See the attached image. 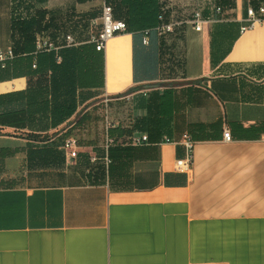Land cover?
<instances>
[{
  "label": "crops",
  "instance_id": "obj_1",
  "mask_svg": "<svg viewBox=\"0 0 264 264\" xmlns=\"http://www.w3.org/2000/svg\"><path fill=\"white\" fill-rule=\"evenodd\" d=\"M87 4L39 8L76 17ZM13 5L0 0V52L13 49ZM217 7L161 0L163 22L181 24L174 35L112 39L103 88L57 128L35 125L49 141L1 127L0 264H264V25L241 32L250 0ZM196 12L213 21L202 32L189 23ZM28 86V76H8L0 95ZM160 96L172 99L168 117ZM93 123L102 139H78ZM184 135L195 143L190 173L176 165ZM107 137L121 149L108 166ZM68 138L79 141L77 159L62 148Z\"/></svg>",
  "mask_w": 264,
  "mask_h": 264
},
{
  "label": "trees",
  "instance_id": "obj_2",
  "mask_svg": "<svg viewBox=\"0 0 264 264\" xmlns=\"http://www.w3.org/2000/svg\"><path fill=\"white\" fill-rule=\"evenodd\" d=\"M34 1L42 4L47 0ZM91 1L77 0L79 4ZM106 2L113 7L114 18L127 24L128 33L141 34L143 40L148 33L149 41L152 34H157L156 30L161 24L160 0H106ZM250 2L256 10L264 5V0ZM21 3L22 0H14L12 10V50L15 56L6 63L5 68L0 65V82L8 76H28L29 86L25 93L0 95V134L1 127L29 129L31 132L25 133L26 138L46 142L50 140V135L35 133L36 124L40 123L45 131L57 128L75 115L79 102L88 97L84 93L103 88L104 52H98L92 44L63 48L59 53L60 63L54 53L36 55L37 35L43 31L51 33L59 31L60 27L56 15L44 9L34 8V15L31 14L32 16L27 19L17 18V6ZM216 4L223 14L235 7V0H216ZM97 17L96 13L78 16L74 27L81 28V32H84L91 19ZM34 63L37 64L36 69H33ZM131 92L132 90H129L125 95ZM167 97H158L159 116H170L169 109L173 103L172 99ZM17 103L18 106L15 108L14 104ZM141 124L145 128L146 122L141 121ZM150 124L153 126L154 121L151 120ZM160 125L158 121V127ZM109 135L110 138L113 137L112 131ZM115 150L121 149L112 145L109 149L110 158Z\"/></svg>",
  "mask_w": 264,
  "mask_h": 264
},
{
  "label": "built area",
  "instance_id": "obj_3",
  "mask_svg": "<svg viewBox=\"0 0 264 264\" xmlns=\"http://www.w3.org/2000/svg\"><path fill=\"white\" fill-rule=\"evenodd\" d=\"M102 15L100 18V23L98 19L91 20L88 26V36L86 39H80L75 33L69 32L67 34L53 36L48 31H43L39 33L36 37V55L39 53H54L57 56L58 63L61 62L59 56L60 51L63 48H77L83 44H92L95 46L98 52H105L107 44L117 36L124 35L128 33L127 24L122 20H117L114 18L113 7L107 4L106 0H102ZM222 10L220 8L216 9L217 14H221ZM161 24L157 28V34L159 37H168L174 35L177 29L181 26L178 22L164 23L162 16L160 17ZM211 19H204L200 12H196L193 18L189 22L195 29L196 32H202L204 26L212 23ZM257 25H264V5L256 10L250 7L247 11V19L244 25L241 27V32L244 33L248 30L255 28ZM95 27H99L97 31H94ZM146 37L143 40L145 45L149 44V39ZM13 50L8 52H0V65L5 68L6 63L14 58ZM37 68V64H33V69ZM108 102V100H106ZM223 139L225 142L230 143L232 141L231 132L225 130L223 132ZM148 137H143L139 143H147ZM167 142H170L169 140ZM182 145L185 146L187 151V156L183 160H178L176 165L179 172L190 173L193 163V151L195 143L189 135H184L182 139ZM112 146V141L107 137L106 141V156L105 164L108 166L110 164L109 149ZM79 141L74 138H68L64 141L62 148L67 153L71 159L78 158L79 151ZM93 161H97L96 158Z\"/></svg>",
  "mask_w": 264,
  "mask_h": 264
},
{
  "label": "rangeland",
  "instance_id": "obj_4",
  "mask_svg": "<svg viewBox=\"0 0 264 264\" xmlns=\"http://www.w3.org/2000/svg\"><path fill=\"white\" fill-rule=\"evenodd\" d=\"M102 0H92L87 4V15H91L93 13H96L98 15L97 18L98 22L100 23V18L102 15ZM160 5H161V0H160ZM34 8H39V3H37L34 0H22L21 5L17 6V18L19 19H27L29 16H32L35 14V9ZM32 14V15H31ZM76 14H73V11H65V12H60L56 13V21L57 24L59 25L60 29L59 31L51 33L53 36H58V35H64L69 32L75 33L76 36H79L81 39H84L88 36V28L84 30V32H81V28H75L74 23H77L76 19L78 16L75 17ZM92 18L91 20H95ZM75 28V29H74ZM99 27H95L94 31H97ZM97 101V100H96ZM98 102V101H97ZM95 103V102H94ZM78 139L81 141L83 140L84 137L87 138H99L102 139V129L101 126L97 124H91L90 127L88 128L87 132H79L77 133Z\"/></svg>",
  "mask_w": 264,
  "mask_h": 264
}]
</instances>
